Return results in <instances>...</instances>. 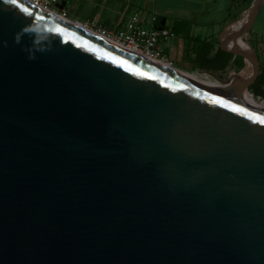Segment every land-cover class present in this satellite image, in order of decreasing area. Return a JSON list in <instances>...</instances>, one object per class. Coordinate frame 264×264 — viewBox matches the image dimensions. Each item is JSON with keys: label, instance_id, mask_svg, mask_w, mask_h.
Here are the masks:
<instances>
[{"label": "water", "instance_id": "obj_1", "mask_svg": "<svg viewBox=\"0 0 264 264\" xmlns=\"http://www.w3.org/2000/svg\"><path fill=\"white\" fill-rule=\"evenodd\" d=\"M0 264H264V111L0 0Z\"/></svg>", "mask_w": 264, "mask_h": 264}, {"label": "crops", "instance_id": "obj_2", "mask_svg": "<svg viewBox=\"0 0 264 264\" xmlns=\"http://www.w3.org/2000/svg\"><path fill=\"white\" fill-rule=\"evenodd\" d=\"M58 1V9L62 8L66 17L69 18V13L75 8L92 10L84 23L97 24L108 29L120 28L133 13H138L145 24L150 22L151 17H155L154 27L166 28L175 35V38L164 44L163 52L168 57L171 54L174 59L181 60L190 54L194 40L211 41L215 51L221 45L220 41L227 38L228 31H224L226 26L243 18L250 8L230 11L232 0ZM158 16L162 19L159 26Z\"/></svg>", "mask_w": 264, "mask_h": 264}, {"label": "built area", "instance_id": "obj_3", "mask_svg": "<svg viewBox=\"0 0 264 264\" xmlns=\"http://www.w3.org/2000/svg\"><path fill=\"white\" fill-rule=\"evenodd\" d=\"M28 2L44 11L66 18L62 13L63 9H58L60 5L58 0H28ZM154 22L155 17H151L146 27L142 17L138 13H133L120 28L89 27L87 24L84 26L113 44L140 54L149 60L171 65L164 55L163 44L175 38V35L166 28H155ZM257 98L261 100V103H264V99Z\"/></svg>", "mask_w": 264, "mask_h": 264}, {"label": "trees", "instance_id": "obj_4", "mask_svg": "<svg viewBox=\"0 0 264 264\" xmlns=\"http://www.w3.org/2000/svg\"><path fill=\"white\" fill-rule=\"evenodd\" d=\"M255 0H232L229 10L248 9ZM192 49L185 56L187 63L193 68L205 72L223 73L233 67L236 72L243 68V58L234 55L232 47L221 44L215 51L211 41H192ZM248 94L264 99V67L259 65L252 71ZM251 95V96H252Z\"/></svg>", "mask_w": 264, "mask_h": 264}, {"label": "rangeland", "instance_id": "obj_5", "mask_svg": "<svg viewBox=\"0 0 264 264\" xmlns=\"http://www.w3.org/2000/svg\"><path fill=\"white\" fill-rule=\"evenodd\" d=\"M90 13H92V10L75 8V9H72V11L69 13V18L68 17H66V18L70 19L76 23H79L81 25H85L84 21L87 20V17H88V15H90ZM161 23H162V19L160 16H158L157 25L159 26V25H161ZM87 25L89 27L100 26L97 24L92 25L91 23H88ZM145 26L147 27L148 25L145 24ZM155 28H157V27H155ZM157 29H159V28H157ZM240 34H241L243 41L255 49V51L257 53V57H258V64L262 65L264 67V2L262 4L260 13L255 18V20L249 25V27H240ZM163 46H164V44H163ZM164 55L169 60V62L171 63V66L173 68L182 70L184 72L194 73V74H198V75H204L211 80H215L217 78L224 79V78H227L228 76H230V74L236 72V70L233 67L228 68L223 73L213 74L212 72H204V71H200L197 69H193L191 66H189V64L186 61V58H183V60H181V58L174 59L171 54L168 57L166 52L164 53ZM248 95L253 100L261 102L260 99L254 97V96H251L250 94H248Z\"/></svg>", "mask_w": 264, "mask_h": 264}, {"label": "bare ground", "instance_id": "obj_6", "mask_svg": "<svg viewBox=\"0 0 264 264\" xmlns=\"http://www.w3.org/2000/svg\"><path fill=\"white\" fill-rule=\"evenodd\" d=\"M25 1H28V0H25ZM74 24L80 28L84 27L85 29H87L84 25L77 24V23H74ZM239 26L240 25L236 26L235 29L238 30ZM87 30L89 33L97 35L93 31H91L89 29H87ZM115 45H117V44H115ZM133 53L136 54L135 52H133ZM136 55L141 56L140 54H136ZM161 65L164 66L165 68L169 69V70H173V71L181 74L183 77H185V78H187V79H189V80H191V81H193V82H195L201 86H204V87L211 89L215 92H218V93L223 94L225 96H228L232 99L240 101L244 104L252 106L256 109L264 111V103L253 100L246 92H244L245 90L241 85H238V87L236 88L231 83L230 84H223L220 81H218L217 79L211 80L204 75H198V74H194V73L184 72L182 70L173 68L169 64H161Z\"/></svg>", "mask_w": 264, "mask_h": 264}]
</instances>
